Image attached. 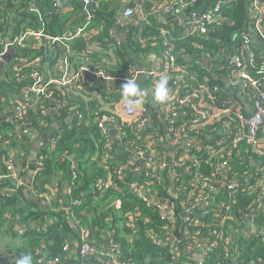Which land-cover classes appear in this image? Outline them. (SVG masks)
<instances>
[{
	"label": "trees",
	"instance_id": "trees-1",
	"mask_svg": "<svg viewBox=\"0 0 264 264\" xmlns=\"http://www.w3.org/2000/svg\"><path fill=\"white\" fill-rule=\"evenodd\" d=\"M163 1L165 0H131L129 4L123 5L120 0H101L94 11L96 19L91 32L68 44H52L50 54L40 64V74L46 80L59 78V62L66 56L70 68L75 71L91 68L126 77L130 75L135 63L148 64L150 56L154 54L163 61V67L166 66L165 54L171 53L175 56L178 67L192 75L197 72L198 76L193 75L192 78L210 86L217 84L221 88L220 79L213 78L212 62L204 64L205 54L217 55L220 40L226 46L232 43L239 46L242 43L239 34L250 25L245 0H226L229 2L223 9V16L227 22L220 28L209 30V39L185 34L184 31L193 11H202L205 5L209 8L217 0H185L189 2V6L184 12L170 13L156 10ZM32 3H35L38 12L31 9ZM139 4L144 7L146 20L140 17L138 10L130 18L123 17L124 6L136 7ZM74 6L80 10L83 8L76 1ZM39 15L43 18V28L48 35L60 36L65 28L73 27L70 17L52 7V0H0V34H15L22 23L41 28ZM165 29H168V33H163ZM114 30L121 32L123 38L116 37ZM249 44L255 55L247 64V69L255 75L264 65V39L257 38ZM2 50L3 46L0 45V51ZM17 51L18 56L28 57L29 61L40 54L23 47H18ZM34 69V64H21L17 69L10 70L7 77L12 81L24 71ZM189 76L179 89L182 95L189 91L186 84L195 83ZM181 77L180 71L171 70L157 79L162 78L161 83L163 80L165 86H172L173 81ZM151 80L152 78L146 79V83L151 85ZM94 91L101 98L114 102L126 95H133L138 92V88L134 86L119 94L116 90L112 91L103 80L94 82L93 77L75 83L74 87L54 88V97L61 100L60 118L64 119L73 112L81 113L82 118L73 116L70 125L53 134L50 146L43 145L36 155L35 163L38 158H43L44 164L33 176L31 189L35 188L39 195L49 192L51 187L55 189L51 194L48 210L37 207L35 201L24 195L23 190L12 191L13 180L1 176L8 172L0 168V186H8L9 191L0 193V264H42L41 260L50 262L55 259L58 261L54 264H86L88 258L82 259L78 251L76 257L72 253V246L68 251L64 250L67 243L71 245L73 241L79 244L82 242L81 230L76 229V225L88 232L93 245L101 241L102 231L107 234L113 243L119 244V258L124 262L185 264L189 260L184 253L180 252L178 255L173 252L169 241L175 229L179 228L186 241L204 239L206 243L215 240V246L203 251L204 264H264L263 235L257 232L241 235L246 222L245 214L254 209H257L255 228L257 231L264 230V196L263 207H259L258 202L264 185H257L262 178L259 174L261 162L257 159L255 164L250 163V159L256 155L249 153L248 159L241 163L239 155L234 151L228 160L232 167V177H239L244 171L251 176L235 191L220 189L222 172L217 173L215 166L222 160H227V155L217 153L220 148L218 141L223 137L228 138L227 134L219 135L214 141L202 140L200 148L190 149L187 161L191 166L189 172L180 169L177 179L173 181L175 188H180L173 199V210L178 217L162 219L158 207H149L133 186H146L151 190L148 193L150 198L164 199L168 192L167 183L172 182L168 171L164 170L159 174L132 164L126 156L127 151H122L126 148L135 154L140 149H147L148 140L145 136L151 132L152 127L147 126L138 131L134 126L121 124L123 148L119 149L109 135L98 128L96 119L109 112L103 108ZM37 107L34 102H28L25 118L30 121L33 131L43 134L50 128V114L42 115ZM21 122V119L10 121L6 117L0 118V128L15 129L2 138L0 150L6 155L7 162H11L18 175L24 179L31 165L33 141L30 135H21L16 131ZM199 123L201 124L190 131L192 138H200L203 133L221 129L220 122L203 124V120H200ZM263 130L264 122L259 130L260 136H263ZM154 149V159L167 162L165 150L159 145ZM245 149L252 152L246 145H241L238 150L241 152ZM74 153L76 157L72 160L71 155ZM118 166L124 169L121 179L117 178ZM156 174L161 176L160 183H156L154 176H151ZM196 179L201 184L205 183L200 188L208 194L210 186L219 187L218 197L215 205L208 207L211 210L207 214L202 209L184 221L187 215L183 203L189 199L188 193L194 187L192 181ZM99 182L106 185L99 189ZM76 199L81 203L74 204ZM117 200H121L120 208L115 206ZM63 203L67 206L61 211ZM220 204H224L222 210H219ZM199 216L201 223L194 224L193 218ZM186 231L189 232L185 233ZM3 237H10L7 249L1 246ZM226 245L228 250L225 249Z\"/></svg>",
	"mask_w": 264,
	"mask_h": 264
},
{
	"label": "built area",
	"instance_id": "built-area-1",
	"mask_svg": "<svg viewBox=\"0 0 264 264\" xmlns=\"http://www.w3.org/2000/svg\"><path fill=\"white\" fill-rule=\"evenodd\" d=\"M95 1L96 0H76V2H79L83 7L82 10L79 9L80 13L77 15L80 20L73 30V27H70L68 29L65 28L64 33L60 36H51L45 33L43 28L44 21L41 15H39L40 17L38 19L42 26L41 28H36L35 26H30L27 23H22L19 26V30L15 34H10L9 36L0 34V45L3 46V50L0 51V57L9 50L10 46H12L16 51V55L10 61L11 63H9L11 71L17 69L19 66H21V64H25L26 66L34 64L36 66V69L24 71L22 74H19L13 79L23 81L24 83V86L22 87V97L16 99V101L14 102V113L12 119H21L23 121L21 122V125H18L17 132L21 135H26L30 130H32L30 121L25 118V109L28 102H34L35 104H37V108L40 109L42 115H46L48 113L47 102H49L50 99L55 98L54 88L61 89L69 86L74 87L75 83L85 81L87 77H96L97 79L103 80L106 83L120 81L134 87L139 75H142L145 78H159L171 70H177L181 72L182 77L177 78L173 81V87H175L176 89H180L186 82V78H188V75H190L189 78L195 81V83L186 84V86L189 87V91L185 95H182L178 91L179 94L172 102L177 101L180 104L188 103L191 107V110L195 114V117L189 123L185 124V126L181 124L171 126L169 129V140L174 143L184 144L192 139L190 131L197 127L198 124H201L199 123L200 120H203V124L220 122L221 129L224 130V134H227L228 138L223 137L218 141V145L220 146V148L217 153L221 156L227 155V160H222L220 163H218L215 166V171L217 173H220L223 172L225 168L229 167L228 160L231 159L233 152L238 151L239 147L245 144L251 147L253 152L257 155V159L259 160V162H261L259 168L262 176L261 180H263L264 182V141L259 135V130L264 122V65L257 71L255 75L251 74L247 69V64L253 60L255 55V53L251 49L249 42H255L257 38L264 39V0H248L250 25L247 30L239 34L240 38L242 39V43L239 46H236V44H234L237 51L234 56L235 61L230 67H228L229 70L227 71L229 80H235L237 83L243 86L242 96L246 98L245 101L251 106L250 113H248L242 105L236 102H230L227 105L221 104V101L219 99V94L221 92L220 87L217 84L210 86L208 83H200L198 80H196V78H192V74L177 66L176 58L171 53L165 54V59L168 63V66H165L166 68L163 67V61L156 56L157 58L154 60V63L149 69H140L136 66H132L130 75L126 77L114 76L111 74H107L103 70L91 68H81L79 71H75L70 68L67 57L63 56L62 60L59 62V70L61 71L60 77L50 78L48 80L44 79L39 72V67L42 63L43 58L50 54L51 45L56 42L68 44L69 42L86 36L91 32V26L93 25V23H95L96 19L94 11L101 0L99 2ZM63 2L64 0H52V7L60 12H65L66 9L63 7ZM228 2L229 1L226 0H217L209 8H207L205 5L203 6L202 11H193L188 17V25L186 26L184 33L203 39H209V30L220 28L225 22H227V19L223 16V9ZM159 6L158 8L156 7V10H159L158 12L162 13H170L175 11L184 12L189 6V2L185 0H168L165 4H163V6H161V4ZM93 7L94 9H92ZM31 9L35 12H38V10L35 8V3H32ZM136 10L139 11L140 17L142 19H147L144 7L140 4L136 7L126 6L123 9V17L130 18L134 16ZM73 18L76 21V18L74 16ZM74 24L75 22L73 23V26ZM163 33H168V29L163 30ZM9 40H11L10 43L8 42ZM18 47L29 48L34 52H40V54L38 56H35L32 61H29L28 57H24L23 55L18 56ZM226 47L227 46L222 44L220 40V51L217 53V55L220 53V55L217 57L218 59L224 56ZM217 55L212 56L210 53H206L205 58L207 63L215 61L214 58ZM18 72H21V70H19ZM58 103L61 107V100H58ZM121 105L124 114L128 117V121L123 122L119 120V118L114 113L108 111L109 113H104L96 119L98 128L101 130V132L107 134L110 128L119 130L120 132L121 124H129L131 126H134L138 131L144 130L147 126H149L151 115L147 108L143 105V97L139 92L123 98L121 100ZM72 116H77L78 119L82 118L81 113L73 112ZM145 137L148 140V143L146 145L147 149H140L135 153V155L141 160L154 165L157 168V170H153L154 172L159 173L167 170L169 173L170 166L168 164V161H157L153 157L156 152L154 147L158 145V136L156 132H153L151 130V132L147 133ZM185 149L186 150H184L182 155L180 156V160L175 165H177L178 168H182L183 171L189 172L191 166L187 164V161L190 157L191 152L190 148ZM43 164V158H38L36 160L34 175L40 171ZM118 167L117 178L121 179L124 169L122 166ZM6 170L8 173L1 174V176L13 180L14 187L12 191H17L24 187L25 181L18 175L11 162H7ZM147 174L149 173L147 172ZM151 176H154V181L156 183L161 182L160 175L156 174ZM176 179L177 177L173 176V178L171 179L172 182L170 187L172 186L173 181H175ZM150 182H153V180H150ZM104 185H106V183L99 182L97 183V188L101 189ZM192 185L194 187L188 193L189 199L183 203V207L187 215L186 217H184L185 220H189L190 218H192L193 214L191 213L193 212V210L197 208V206L207 202L209 196L208 193L201 189L205 186V183L201 184V182H199V179L192 181ZM200 185H202V187ZM31 186L32 180L30 187ZM133 187L137 191V193L141 195L145 199V201H147V205L149 207H152L153 205H156L158 207L162 219H174L178 217L175 214L174 210H172L166 203L162 202V199L159 200L149 197V194L151 193L150 188H147L146 186L139 188L136 184H134ZM210 188L213 189L214 187L210 186ZM228 188L230 191H235L236 189L233 186H229ZM32 191L35 195L42 196L37 193L35 188H32ZM175 191H180V188H175ZM73 203L80 204L81 202L80 200L76 199L73 201ZM220 205L221 207L219 210H222L224 204ZM115 206L117 208H120L121 200H117L115 202ZM261 206L263 207V199ZM203 209L205 214H207L209 210H211L208 209V206L204 207ZM253 211L254 210H251L249 213L245 214L244 219L246 221V217L249 215L248 218L251 219V223L254 225V217L256 214H250ZM215 215L221 216L225 214ZM193 223L200 224V216L197 218H193ZM76 226L79 230H81L80 234L82 235V242L78 245L77 251L82 259H86L91 253L95 251V245L90 243L88 232L83 228L80 229L78 225ZM177 230L178 228L175 229L173 235L169 237V241L173 246V252L178 255L181 252V249L178 252L174 248L172 241L175 238V240H177V244H180L182 247L199 250L200 254L197 258V261L192 263L185 262V264H204L203 251L208 247L212 248L213 246H215V240L206 243H204V239L196 240L194 242L186 241V239H184L181 235L182 233L180 229L179 236L175 237V233L177 232ZM188 232L186 231L185 233ZM256 232L259 235H263L264 237V230H256ZM111 246L114 251V257L117 264H135L120 260V246L118 243H113L111 241ZM70 248V243L65 244V251H68ZM225 249L228 250L227 245L225 246ZM57 261L58 259L52 260L50 262L41 260L42 264H54Z\"/></svg>",
	"mask_w": 264,
	"mask_h": 264
},
{
	"label": "crops",
	"instance_id": "crops-1",
	"mask_svg": "<svg viewBox=\"0 0 264 264\" xmlns=\"http://www.w3.org/2000/svg\"><path fill=\"white\" fill-rule=\"evenodd\" d=\"M74 1L76 0H64L63 2V7L66 9V11L64 12L65 16L70 17L72 20V23L75 22L72 30L74 29V27H76V25L78 24L80 20L79 17H77V15L80 12H79V9L74 6ZM167 1L168 0L163 1L161 6H163V4H165ZM120 2L123 5H126V4H129L131 0H120ZM125 7L126 6H124L123 9ZM73 16L76 18V21L74 20ZM83 18H84V14H83ZM120 33L119 31L117 32L116 30H114L115 36L118 37L119 39H122L123 36ZM9 35H10V32L7 34L5 33V36H9ZM225 50L226 51H225L224 56H222L220 59L217 58L220 55L219 53L214 58L215 60L213 61L214 63L208 62L210 63L211 66L214 65V73H213L214 79H220L221 92L219 94L220 95L219 99L221 101V104L223 105H227L230 102L239 103L245 108V110L248 113H250L251 106L245 101L246 98L242 96L243 86H241L235 80H232V79L229 80L227 76V71L229 70L228 67H230L232 63H234L235 61L234 56L237 53L235 49V45L229 44L227 45ZM222 53H223V48H222ZM14 56L10 58V61L13 59ZM156 58H157L156 55H151L149 58L150 60L147 62L148 64L137 62L135 63V66L137 68L147 70L152 66ZM204 59H205L204 64H208L206 61V58ZM10 61L6 64L4 76L0 77V118L6 117L8 120L11 121V119L13 118V113H14V102L16 101V99H19L22 97L23 95L22 87L24 86V83L23 81H20V80L10 81L9 78L7 77L10 71V66H9V63H11ZM164 64L168 66L166 59L164 61ZM59 74L61 75V71ZM193 75L198 76L197 72H195ZM146 79L148 78H145L142 75H139L134 86L138 88V92L143 97V105L147 108V110L149 111L151 115V121H150L149 126L152 127V131L156 132L158 136V145L165 150L166 158L170 166L169 167L170 169L169 177L170 179H172L173 176L175 177L180 172L179 170L182 169V168H178L177 165L175 164L180 160V156L182 155L183 151L186 150L185 149L186 147H184L186 143L191 145L190 149L192 147L200 148L202 140L204 141L205 139L209 141H214L218 138L219 135L224 134V130L221 129V130L215 131L213 133H208V134L203 133L200 135V138H192L190 139V141L184 144H178V143L171 142L169 140L170 127L173 125H178V124L185 126V124L189 123L195 117V114L191 110V107L188 103L180 104L177 101L172 102L173 100L176 99V96L179 94L178 93L179 89H176L173 86H165L163 80L161 83L162 78L161 79L152 78L151 85H148L146 83ZM99 80L100 79L94 80V82L99 81ZM107 84L111 87L112 91L116 90L119 94L124 93L125 89L130 90L133 87L131 85L124 87L123 85L126 83L120 82V81H113L110 83L107 82ZM94 94L97 96L96 98L100 100L105 110L110 111L111 113H114L119 118V120L123 122L128 121V117L124 114L122 105H121V100L127 97V95L122 97L120 100L113 102V101H109L106 98H101V96H99V93L97 91H94ZM60 108L61 107L56 98L49 100L48 113L50 114L51 125H50L48 132H43L51 136L49 140V146H50L51 140L53 139V134H55L62 128L66 127L67 125L69 126L70 123L73 121L72 115H67V117L64 119L60 118L59 116ZM68 118H71V120H69ZM17 129H18V126L16 127V131ZM14 130L15 129L12 130L11 128L9 129L7 127L0 128V145H1L2 138L6 135L11 134L12 132H14ZM111 130H115V129L110 128L107 132V135H109L111 141L115 145H117L119 149H122L123 139H122L121 132H119V130H116L117 134H114L112 136V134L110 133ZM28 135H30L31 140L33 141V144H37L39 148H41L43 145L48 146V144H45L43 142L41 138V135H42L41 133L30 130ZM262 135L263 136H261V139L264 141V130H263ZM122 151L123 152L127 151L126 156L129 158L132 164H136L134 162L135 160L131 156L133 155V157H135L136 156L135 154L129 152L126 148H124ZM236 152L239 155V160L241 163H243L246 159H248L249 153L252 154L253 156L255 154V153H252L253 150L251 152L249 149H245L244 151H241V152L240 150H238ZM75 154L76 153L71 155L72 160L76 157ZM74 155L75 157L73 158ZM256 160H257V155L255 158L252 157L250 159L251 165L255 164ZM6 165H7L6 155L0 150L1 170H4V166ZM32 168L33 166L30 165V167L27 170V176L23 179L25 181V185L24 187L21 188V190H23V193L25 196L35 200L37 207H39L40 209L48 210L50 199H51V194L55 192V189L51 187V190L49 192L44 193V195L42 196L35 195L31 187H29L28 189H25V186L27 182L29 181V179L30 181L33 179L35 168H34V171H32ZM231 170H232V167L230 166L223 170L222 175H221V180H220L221 182L220 189L228 188L229 186L238 188L239 186H241L243 181H248L251 176L249 172L244 171V173L240 175L239 177L237 176L232 177L233 174L230 173ZM259 174H261V172ZM167 184H168L167 190H170V191L167 192V197L162 199V202L166 203L173 210L174 209L173 199L178 194V192L175 191L174 183L172 184L171 187H170L171 182H168ZM262 184L264 185L263 180H260L257 183V185H262ZM7 188L8 186L7 187L0 186V193L2 191L9 193ZM25 191H27L28 194H25ZM169 192H171L173 195H169ZM218 192H219V187L217 188L214 187L213 189H211L207 202H205L202 205H199V207L195 208L191 214L199 213V210H202L206 204H208V207L214 206L216 203L217 197H218L217 196ZM263 196H264V191L260 198H263ZM260 198L258 200H260ZM64 204L65 203H63V205L60 208L61 211H64L66 209ZM259 207H261L260 203H259ZM256 213H257V209H254V211L250 214H256ZM248 216L246 217L244 228L241 230V235L243 236L248 235L249 233L253 234L256 232L255 225L251 223V219L248 218ZM183 220L186 221L185 218ZM103 233L104 232L102 231L101 241L99 242V244L95 245V251L91 253L89 257H87L89 261L86 264H117V262L115 261V257H114V251L111 246V240L107 236V234H103ZM176 233H175V237H176ZM9 241H10V237H5V238L3 237L1 241L2 248L7 249L8 248L7 244L9 243ZM172 243L174 245V248L179 252L180 244H177V240H175V238L173 239ZM78 245H79L78 242L73 241L71 243L72 253H75L76 257L78 256L76 254ZM181 252L184 253L186 258L189 260L188 261L189 263L196 262L200 254L199 250L191 249V248H184V247L181 248ZM77 264H79V262Z\"/></svg>",
	"mask_w": 264,
	"mask_h": 264
},
{
	"label": "water",
	"instance_id": "water-1",
	"mask_svg": "<svg viewBox=\"0 0 264 264\" xmlns=\"http://www.w3.org/2000/svg\"><path fill=\"white\" fill-rule=\"evenodd\" d=\"M99 1H100V0H96L95 2H99ZM245 3H246V7H247V9L249 10L248 0H245ZM92 9H94V7H93ZM156 16H159V15L157 14ZM8 42L10 43L11 40H9ZM15 54H16V51L14 50V48H13L12 46H10V47H9V50H8L3 56L0 57V77H3V76H4V74H5V68H6V64L10 61V58H11L12 56H14ZM93 79H94V80H97L96 77H94ZM123 86H124V87H127V86H129V85H128V84H124ZM68 119L71 120V118H68ZM110 133H111L112 136H113L114 134H117V131H116V130H111ZM41 138H42L43 142H44L45 144H48V146H49V140H50L51 136H50L49 134H47V133H43V134L41 135ZM184 147H186V148H190L191 145L188 144V143H186V144L184 145ZM38 150H39V146H38L37 144H33V146H32V150H31V154H30V156H31V165L33 166L32 171H34V168H35V166H36V165H35V158H36V155H37V153H38ZM131 156H132V158L135 160L134 162H135L136 164H139V165H141V166H143V167H145V168H149V169H152V170H157V168H156L154 165H151L150 163H147V162L141 160V159H140L139 157H137V156H135V157H133V155H131ZM74 157H75V155L73 156V158H74ZM4 170H6V166H4ZM30 182H31V181H30V179H29V181L27 182V184H26V186H25V189H28V188L30 187V184H31ZM25 194H28V192L25 191ZM169 195H173V194H172L171 192H169ZM29 199H31V198H29ZM32 200L35 201L34 199H32ZM259 203H260V204L262 203V198H260ZM64 206L66 207V204H64ZM207 206H208V204H206L204 207H207ZM176 236H177V237L179 236V230H177Z\"/></svg>",
	"mask_w": 264,
	"mask_h": 264
},
{
	"label": "rangeland",
	"instance_id": "rangeland-1",
	"mask_svg": "<svg viewBox=\"0 0 264 264\" xmlns=\"http://www.w3.org/2000/svg\"><path fill=\"white\" fill-rule=\"evenodd\" d=\"M116 130V129H115Z\"/></svg>",
	"mask_w": 264,
	"mask_h": 264
}]
</instances>
